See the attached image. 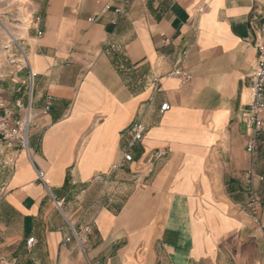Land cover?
<instances>
[{"label": "crops", "instance_id": "crops-1", "mask_svg": "<svg viewBox=\"0 0 264 264\" xmlns=\"http://www.w3.org/2000/svg\"><path fill=\"white\" fill-rule=\"evenodd\" d=\"M30 8L42 35L29 26L19 39L37 74L35 127L27 151L0 141V260L264 264V113L254 164L242 121L264 0H31ZM107 42L116 46L109 54ZM16 59L0 66V113L26 102L27 70ZM177 64L189 83L168 76ZM136 122L145 133L124 163L123 134ZM159 148L165 155L154 159ZM251 167L260 226L246 206Z\"/></svg>", "mask_w": 264, "mask_h": 264}, {"label": "built area", "instance_id": "built-area-1", "mask_svg": "<svg viewBox=\"0 0 264 264\" xmlns=\"http://www.w3.org/2000/svg\"><path fill=\"white\" fill-rule=\"evenodd\" d=\"M126 5L130 6L131 0H124ZM111 5L106 4L104 6V11L111 10ZM113 12L115 14L122 13L120 8H114ZM89 22L93 21L92 18L88 19ZM256 25L254 26V42L253 47L255 50L254 64L252 67L250 79V100L249 103L242 114V121L246 126V142H245V152L250 157L251 163L254 164L256 161V155L259 148V135L263 129V113H264V9H260L257 13ZM40 23V17L31 18L30 24L33 26L36 36H41L42 31L38 28ZM116 48L115 44L107 42L104 46V53L109 54ZM20 53V60L24 68L27 70V80L24 85L23 91L25 92L26 102L23 103L20 100L15 102L16 112H10L4 110L0 113V141L5 142L10 145H14L19 151H27L29 149V138L33 127H35L34 116H33V90L34 81L36 78V73L32 70L30 66V61L27 54L18 46ZM11 63L14 64L13 61ZM168 76L176 78L179 80L180 84L185 85L192 80V75L182 68L179 64L175 65L169 72ZM17 92L21 90L16 89ZM51 105V98L48 96L45 99V104L42 109V114H46ZM169 105L164 103L160 106V113L169 110ZM145 133V127L141 123H133L124 132L123 138L125 139V146L123 148L122 160L124 163H129L133 160L132 149L137 143H140L143 139ZM165 155V151L161 148L157 149L153 153L154 159H160ZM113 168H116L113 167ZM37 181L45 186L44 173L40 169H36ZM255 173L253 168H249L244 174L245 190L247 193L246 206L250 214L255 217L256 223L258 222L259 214L262 210V200L253 187V179ZM97 180L101 177L97 176ZM258 181L263 182V176H257ZM57 208L60 207V202L54 201ZM260 226V224H259ZM263 231L264 227L260 226ZM84 232H88L85 228ZM80 232L75 231L71 228V236L78 245L81 253L84 254L83 244L85 239L80 236ZM33 238H29L26 241L28 248L31 247L33 243ZM70 237L65 238V242H69ZM13 259L11 263H14ZM0 264H8L4 260H0Z\"/></svg>", "mask_w": 264, "mask_h": 264}, {"label": "rangeland", "instance_id": "rangeland-1", "mask_svg": "<svg viewBox=\"0 0 264 264\" xmlns=\"http://www.w3.org/2000/svg\"><path fill=\"white\" fill-rule=\"evenodd\" d=\"M30 3L31 0H0V66L17 64L16 58L21 59L18 46L23 49V45L19 36L31 26L34 17Z\"/></svg>", "mask_w": 264, "mask_h": 264}]
</instances>
